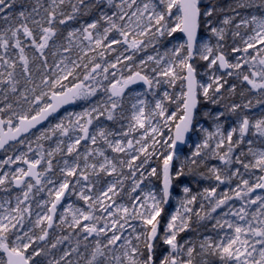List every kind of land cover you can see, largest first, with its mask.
<instances>
[{
  "label": "snow or ice",
  "instance_id": "6c2138e0",
  "mask_svg": "<svg viewBox=\"0 0 264 264\" xmlns=\"http://www.w3.org/2000/svg\"><path fill=\"white\" fill-rule=\"evenodd\" d=\"M0 264H264V0H0Z\"/></svg>",
  "mask_w": 264,
  "mask_h": 264
}]
</instances>
